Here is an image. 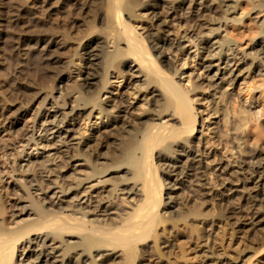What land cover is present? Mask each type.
Instances as JSON below:
<instances>
[{
    "label": "bare ground",
    "instance_id": "obj_1",
    "mask_svg": "<svg viewBox=\"0 0 264 264\" xmlns=\"http://www.w3.org/2000/svg\"><path fill=\"white\" fill-rule=\"evenodd\" d=\"M103 1L102 26L77 45L84 71L67 89L77 92L74 103L60 88L36 87L32 97L0 105V264H250L264 249L263 234L257 237L264 223V14L260 30L235 21L264 10V0L205 33V11L233 12L241 0L188 4L195 51L187 58L205 75L193 73L189 86L168 53L186 51L183 37L168 30L185 0H144L146 35L127 20L137 0ZM32 43L40 55L53 50L50 40ZM243 72L250 80L237 125L227 124L225 142L220 126L207 129L204 142L195 103L204 100L214 123H225L231 92L221 84L226 77L232 87ZM56 78L65 80L61 71ZM38 98L30 124L11 139ZM251 264H264V256Z\"/></svg>",
    "mask_w": 264,
    "mask_h": 264
},
{
    "label": "rangeland",
    "instance_id": "obj_2",
    "mask_svg": "<svg viewBox=\"0 0 264 264\" xmlns=\"http://www.w3.org/2000/svg\"><path fill=\"white\" fill-rule=\"evenodd\" d=\"M32 1L33 0H0V105L2 103L6 105H10L13 103L24 101L26 98L32 97L35 91L37 90V88L38 89L42 88L43 90L44 89L50 90L52 93H54L55 90H57V88H60L64 92H68L70 91L67 90L68 87L70 88V86L71 87L77 86L78 82L80 84L83 77V75L81 74L84 71V68L82 67L84 62L83 60L84 49L81 43L79 44V47L77 45L80 40L83 41V38L87 33H89V31H92V29L94 31L102 26L99 18L104 8L103 0H89L88 2H86L87 4L85 3L84 5L83 2H81L82 1L81 0L77 4V6L79 5L78 7L76 5L73 6L62 5L60 4L59 0L56 1L34 0L33 2ZM137 1L132 7V13L134 15H132L131 18L135 16V14L136 17H133L132 19L129 18L127 20L131 24L136 26V29L138 31H140L141 33L143 32L144 35L145 33L147 34L152 30L150 29L151 26H149L147 21L143 20L146 18L145 15L146 12L143 9V5L145 1L144 0H137ZM177 1L178 0H176L175 3L179 4V2ZM191 1L192 0H185V3L182 4V9L181 11H179V14L181 15V17L184 16L183 19L177 18V15L179 14H177L175 17L173 15H172L173 17L172 16L168 17L169 20L168 30L170 31L171 35L176 37H178L179 35L183 37L184 49L186 51L179 53L174 50L171 51V49H169L168 53L173 55L174 69L179 68L178 71L180 70L183 71V73L180 74L181 76L180 82L183 83L185 86L190 85V82H188V80L191 78V75L193 73H197L199 75H202L203 77L205 76L204 74H202L203 70L201 68H197L198 67L197 59L193 57H190L191 59L187 58L188 55L191 56V54L195 51V47H193L191 42L187 40V39L190 40V38L192 39V37H194L193 34L194 30H192L193 32L189 31V29H191V24L193 22H189L186 20V17H188L189 15L188 10H189V6H191ZM251 1L252 0H243V1L241 0L240 2L238 1L239 8H234L233 12H229V13L224 12L225 6L218 7L217 10L215 11L213 10L205 11L203 15L204 18L202 17L205 20V22H203L202 26L206 27V29L201 26L202 27L201 31L205 33L208 32L207 28L218 26L216 25V23H214V21L219 22V24H221V22L226 18H228L227 20H230L233 16L235 17L241 16L243 7L245 8L244 11L248 10V12H250L249 11L250 7L248 6L252 4ZM254 1L255 3L259 2L258 0H254ZM231 2H232L231 0H227L226 4L234 5V3ZM56 3H58L60 6ZM79 3L82 4L80 5ZM260 10L258 11V7L253 9L249 13L250 16L247 19H244L243 24H241L240 21L236 20L235 27L238 28L241 27L242 29L246 30V28L249 26L251 27V31L252 29L260 30V27L258 26L262 18V15L264 14L263 7L262 10L261 11ZM124 17L126 18L125 14ZM15 21L18 23H16ZM187 22L190 25V27H188L189 25L187 24ZM228 23H229L228 25H230L231 22ZM255 23L258 25H256ZM220 27L221 29L224 28V26H220ZM219 31H222L221 32L222 34L225 33L223 30L219 29ZM250 34L252 36L254 33L248 31L247 37H250ZM255 35L256 34H254L253 36ZM228 36L231 37V34L225 33V37ZM37 37L43 38L45 41L50 40L54 42L52 46L53 50L49 54H47V56L40 55V53L37 52L30 51L29 46L33 44L32 42L34 38L37 39ZM21 39H23V41ZM15 40L16 41L19 40L20 42L19 41L16 42ZM21 41L23 43H21ZM24 42L26 43L28 42L27 45ZM242 47L243 50L248 51L246 46H242ZM91 68L93 69V67ZM60 71L63 73V76L65 78L63 83L66 86L63 83L58 82L56 78V75ZM242 75H243L242 77H244L245 79L241 80L239 78L232 87L226 84L227 83L226 77L223 79V82L221 84L223 87H225L224 89L227 88L226 90H230L231 92V98L229 99L230 101L226 104V107L228 108V114L225 116L226 118V121H224L225 123H222L223 122L222 120L216 123L218 125L214 123L215 121H217V119L213 118V116L211 115H208L209 109L204 100L195 103V106L199 111L200 120L201 119L204 120L203 121L204 127L202 128L204 142H205V138H207V135L210 132L207 131V129L213 128L215 126L216 127L220 126L225 133V138H223V141L225 142L224 139L227 138V134L225 131L227 130V126L229 125V123H232V125L234 126L237 125L238 123L237 116L239 114V99L240 96L243 95L241 88L243 87L245 82L247 81L249 82L250 80V78H247L248 77L247 73L243 72ZM109 79L112 85L113 83H116L114 77L110 76ZM217 81L220 82L221 80L218 79ZM259 82H260V77H256L255 84ZM203 84H205V82ZM57 86H61L62 88ZM76 94L77 92L75 93L74 90L73 93L68 92L66 94L65 101L69 104H73ZM218 95L219 93L215 92V96ZM1 99L4 102H2ZM37 101L39 102V98L37 100L31 101L32 104L30 106L31 107L30 113H26L21 123L18 124L17 127L13 128L12 132L10 133L11 135H9L11 139H13L16 135L20 133L23 125L25 126L30 124L29 119L31 113L38 104ZM94 116L95 119L97 115ZM84 128L85 127L81 128L80 126L78 128L79 129L78 131L81 132ZM6 137L7 136H4L3 138ZM224 142L221 143L222 145L220 144L217 146L218 151L221 152L225 151L226 148ZM207 176L208 179H210V181L213 180L210 174H208ZM213 208H214L213 206L209 205V211H211V214L215 213ZM210 222L211 221H209V224ZM206 229L208 231L209 227L207 226ZM244 234L242 236L245 238L246 235L249 234V231L247 230ZM260 236L262 237L260 238L261 241H263L264 223L258 231L257 237ZM244 238L243 240H245ZM214 240L215 239H212L210 241V244L215 247L216 246L220 247L219 245L220 243H218L219 241L218 240L214 241ZM246 242L248 243V241ZM243 246L244 245H242V247ZM223 249L227 253H230V251L227 248H223ZM255 254L256 256L253 257L254 259L263 257L264 249H262L261 251ZM253 258H251V262L254 260Z\"/></svg>",
    "mask_w": 264,
    "mask_h": 264
}]
</instances>
